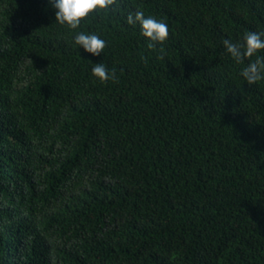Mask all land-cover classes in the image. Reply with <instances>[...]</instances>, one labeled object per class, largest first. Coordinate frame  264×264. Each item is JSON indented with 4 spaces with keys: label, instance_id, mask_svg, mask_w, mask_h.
<instances>
[{
    "label": "trees",
    "instance_id": "obj_1",
    "mask_svg": "<svg viewBox=\"0 0 264 264\" xmlns=\"http://www.w3.org/2000/svg\"><path fill=\"white\" fill-rule=\"evenodd\" d=\"M248 31L264 0H114L76 29L0 0V264H264V80L240 75L264 50L223 45Z\"/></svg>",
    "mask_w": 264,
    "mask_h": 264
},
{
    "label": "clouds",
    "instance_id": "obj_2",
    "mask_svg": "<svg viewBox=\"0 0 264 264\" xmlns=\"http://www.w3.org/2000/svg\"><path fill=\"white\" fill-rule=\"evenodd\" d=\"M113 2L114 0H49L55 10V20L61 25L66 24L71 29L78 28L81 20L90 13L106 9ZM127 23L139 25L143 36L150 41V46L163 44L169 37V26L166 21L151 15L145 16L143 11L138 10L134 14H129ZM74 42L93 56H100L106 46V41L99 35L84 31L74 35ZM223 45L234 60L242 62L244 58L252 57L264 50V32L248 31L242 42L225 39ZM91 72L93 76L103 82L115 78V71L103 63H95ZM240 75L249 85L264 80V56H259L255 61L249 62Z\"/></svg>",
    "mask_w": 264,
    "mask_h": 264
}]
</instances>
